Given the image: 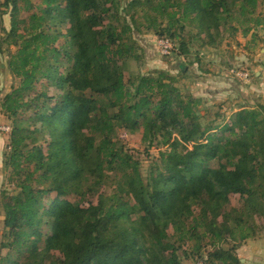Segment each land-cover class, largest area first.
Here are the masks:
<instances>
[{
  "label": "trees",
  "instance_id": "1",
  "mask_svg": "<svg viewBox=\"0 0 264 264\" xmlns=\"http://www.w3.org/2000/svg\"><path fill=\"white\" fill-rule=\"evenodd\" d=\"M141 27L172 39L178 58L239 34L250 50L263 42L264 0L0 3V51L15 49L8 67L19 84L0 100L16 189L3 192L0 264H181L180 250L242 264L236 250L264 218V104L202 113L203 99L179 86L188 69L128 75L131 60L141 63ZM120 130L166 148L149 177ZM88 195L98 202L79 201Z\"/></svg>",
  "mask_w": 264,
  "mask_h": 264
},
{
  "label": "rangeland",
  "instance_id": "2",
  "mask_svg": "<svg viewBox=\"0 0 264 264\" xmlns=\"http://www.w3.org/2000/svg\"><path fill=\"white\" fill-rule=\"evenodd\" d=\"M3 0H0V3ZM127 1L130 0H122V4L125 5V3ZM1 11L4 12L3 16H2V25L3 27H5L6 30L10 29V12L9 9H7L6 7H1ZM141 18H139L138 20H140ZM142 20V19H141ZM65 31V30H64ZM257 33L259 35H263L264 36V28H258L256 29ZM0 34L3 36V30H0ZM158 35H156L155 33L146 30V28L141 27V31L138 32L137 30H135L134 32V38L137 40L140 48H141V55H142V59H141V63L138 64L137 62L131 60L129 62V69H128V75L131 74H147L150 72H153L154 70H163L168 72L170 75L173 76H178L180 77L182 75V72L179 71L178 73L174 72V68L176 67V63H177V59H178V55L177 52L174 53V56L166 58L160 55L157 46H156V39H157ZM247 38H244L243 36H241L240 34L232 39L229 40H225L222 45L218 48H213V50L210 53L215 52L216 51H223L228 50V51H232L233 53L236 51L235 49H243L245 50L246 46L243 45L245 43V41ZM264 42V40H263ZM261 43H257L255 46L251 47L252 48V53L254 55V58H258L260 59V55L264 52H261V49L264 48V46H261ZM199 42L195 43L192 46V52L189 54V56L191 55H196L197 58L199 57H207L208 53H205L202 49L203 47L199 46ZM235 47V48H234ZM15 49L12 47H8L6 44L3 45L2 47V51H0V100H2L8 93L12 92L13 88L18 87V79L14 78L10 71H9V67H8V58L10 55V52L14 51ZM203 53V54H201ZM243 53V52H242ZM240 51L238 53L237 56H239ZM230 58V60H225L227 64L230 65V67L227 68V71H229L228 69L232 68V67H237V68H247V70L252 74V76H254L255 79V70L259 69L258 64L257 63H252L249 65L246 64H242L240 62V60H236V64L235 63H231L232 57L229 54L228 56ZM180 58V57H179ZM190 59L183 61L184 63L187 64H191L192 58L193 57H188ZM201 59V58H200ZM208 65V63H207ZM207 65H205L206 69L209 73L211 74H215V72H213V67L211 65V67H208ZM226 66V65H225ZM264 66V65H263ZM203 68V67H200ZM211 69V70H209ZM222 71V68H219ZM220 71V72H221ZM219 72V73H220ZM182 77V76H181ZM253 79V80H254ZM182 80V78H181ZM181 82V81H180ZM179 82V86L181 88V90L184 93H191L189 91H186ZM245 84V83H244ZM250 85V84H247ZM249 87V86H248ZM247 87V88H248ZM192 94V93H191ZM194 95V94H193ZM195 96V95H194ZM197 97V96H196ZM203 107H207L205 104L202 105ZM214 107V106H212ZM214 109V108H212ZM11 125L12 122L5 116H3L2 112H1V108H0V137L1 136H8L10 137V134H6L5 132H3L1 130V127L4 125ZM142 132H130V131H126V130H120L117 133V139L120 141L119 144H123L124 146H126V148H128L127 150L131 151V153L134 155L135 159H138L140 161V166H141V172L143 174L144 177H149L151 169H153L154 164L156 163V161L159 160L160 157V153L161 151H164L166 148L162 147L161 145H155L151 148H147V146L142 142ZM6 149V146L5 148ZM6 172V179H7V171ZM9 186H7L5 193H7L8 195L13 194L14 192H16V189H14L13 185L8 184ZM113 190V185H105L104 188L102 189V192L106 193V194H110L112 193ZM4 192V191H3ZM2 197H3V193L0 194V209H2ZM88 198H82L79 201H82L85 205H87L88 202H93L94 204H96L98 202V198L97 195L96 196H91L88 195ZM3 210V209H2ZM4 212V210H3ZM5 214V212H4ZM257 230H256V235L254 238L248 239L247 241H245L241 246H239L236 250V254L238 256V258L240 259L242 264H264V218H259L257 220ZM172 229L170 230V233H172ZM0 242H1V238H0ZM208 245V247L206 248V251H208L210 249L209 246V241L206 240L204 242V245ZM229 246H231L232 244H228ZM228 245H223L224 247H228ZM252 246L253 250H246L248 248H250L249 246ZM192 248V243H188L185 245L184 249H186V251L190 252ZM246 248V249H245ZM2 251L0 249V255H1ZM179 254L181 256V264H197L198 263V256H185V254L183 253V250L179 251Z\"/></svg>",
  "mask_w": 264,
  "mask_h": 264
},
{
  "label": "crops",
  "instance_id": "3",
  "mask_svg": "<svg viewBox=\"0 0 264 264\" xmlns=\"http://www.w3.org/2000/svg\"><path fill=\"white\" fill-rule=\"evenodd\" d=\"M261 36L264 40V36ZM246 40L247 41H245L243 45V48L246 46L245 50L235 49L236 51L233 53L231 50L228 51L224 49L223 51L218 52L215 49V52L210 53L213 50L212 47H203L202 50L205 53H208L205 58H197L196 55H191L181 56L177 59L176 67L173 70L178 73L181 68L185 70L188 69L187 77L181 80L180 85L186 91L203 99L204 104L207 107H203L204 110H202V113H205L206 110L213 113L220 110L224 115H231L244 108L253 107L259 103L264 104V53L260 55V59L254 58V55L251 54L252 48L250 50L247 48L248 39ZM260 45L264 46V42ZM239 51L240 54L237 56ZM261 52H264V48L261 49ZM229 54L233 60L231 63H235L238 59L242 64L249 65L254 62L258 64L259 69L255 70V79L252 80L250 85L244 84L240 80L229 75L227 68L230 67V65L225 61L230 60L228 57ZM188 57H193V62L190 65L183 62L190 59ZM205 65L208 67H211L212 65L213 72H215L216 75L211 74L204 69L206 68ZM219 68H222V71ZM227 118H229V116ZM8 139V136L0 137V194H2L3 191L5 192L7 186H9L6 181V172L4 169V153L7 149H3L5 148ZM4 217L5 214L3 210L0 209V238L3 231ZM249 247L250 248L245 249L253 250L251 245Z\"/></svg>",
  "mask_w": 264,
  "mask_h": 264
},
{
  "label": "built area",
  "instance_id": "4",
  "mask_svg": "<svg viewBox=\"0 0 264 264\" xmlns=\"http://www.w3.org/2000/svg\"><path fill=\"white\" fill-rule=\"evenodd\" d=\"M156 46L161 56L169 58L172 57L174 52L176 51V44L174 41L168 37H160L156 40ZM229 75L240 80L245 84H250L252 82V74L242 68H230L228 69ZM1 130L6 134H10L12 132V128L9 125H4L1 127ZM197 264H204L202 261H198Z\"/></svg>",
  "mask_w": 264,
  "mask_h": 264
}]
</instances>
